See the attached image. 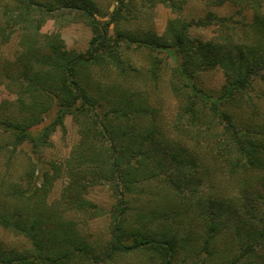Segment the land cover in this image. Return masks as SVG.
I'll return each mask as SVG.
<instances>
[{
	"label": "trees",
	"instance_id": "1",
	"mask_svg": "<svg viewBox=\"0 0 264 264\" xmlns=\"http://www.w3.org/2000/svg\"><path fill=\"white\" fill-rule=\"evenodd\" d=\"M199 1L230 3L236 12L188 21L181 17L187 0H115L112 11L96 0H0L1 42L17 35L21 49L0 70L18 96L0 104V227L27 241L22 248L0 243V264H264V115L251 95L254 81L264 82V0ZM157 3L178 14L163 34L126 29L128 14ZM56 17L90 28L87 51L67 49L59 31H42ZM209 26L211 38L191 36ZM136 50L147 53L153 83L173 60L179 109L170 132L134 84L140 70L129 54ZM213 70L225 78L217 95L198 81ZM245 108L252 113L239 118ZM67 116L78 122L79 140L63 164L39 169L33 155L52 145ZM21 154L28 163L14 179L8 169ZM62 176L70 190L51 201ZM218 179L234 182L233 198ZM98 189L110 194L109 210L92 198ZM104 216L107 238L83 231Z\"/></svg>",
	"mask_w": 264,
	"mask_h": 264
},
{
	"label": "rangeland",
	"instance_id": "2",
	"mask_svg": "<svg viewBox=\"0 0 264 264\" xmlns=\"http://www.w3.org/2000/svg\"><path fill=\"white\" fill-rule=\"evenodd\" d=\"M99 8L102 11H112L116 6L115 0H96ZM209 11H213L220 16H229L236 12V8L230 4L221 6L207 5L205 2L199 0H187L184 8L181 11V17L190 21L192 19L199 20L203 18ZM178 14L174 13L168 6L157 3L154 7L137 9L136 11L128 14L129 21L124 25L126 29L133 31L155 30L160 35L166 30L167 24L170 19L177 17ZM252 13L246 12V18L249 21ZM122 27V26H121ZM213 26L209 27H194L191 30V36L200 37L207 40L213 36ZM117 26L113 24L109 30V37L114 40ZM42 31L51 34L59 31L64 39V46L67 49H75L80 52H85L89 48V42L92 38L90 28L83 22L74 20L62 21L60 18H53L47 21ZM131 49L138 48L135 45ZM19 37L14 35L10 42L3 44L0 39V70L2 66L8 61L13 60L20 52ZM130 62L134 67L139 68L141 74L137 73L134 78V84L141 89H145L150 95L151 102L160 109V125L162 129L170 132L171 126L177 115L179 109V101L174 96L171 90V65L173 64L172 58H167L164 62L160 79L157 83H153L146 75L147 67L149 66V58L145 51H132L130 54ZM199 84L205 90L217 95L224 83L225 78L220 70L207 71L199 74ZM251 95L255 102V109L261 115H264V82L256 79L253 84ZM18 96L11 93L4 78L0 75V104L4 101H17ZM13 106L7 110V114L13 111ZM252 113L251 108H245L237 111L239 118H248ZM56 115V110L48 113L44 122L33 130V133H38L44 126L49 124ZM172 137H175L172 135ZM79 140V124L71 116L65 119V129H58L51 137L52 145L46 148L37 156L33 155V160L37 162L39 169H48L51 163L63 164L70 154L71 149ZM195 141L187 140L186 145L194 146ZM29 147L24 150L29 154ZM28 163L27 154H21L18 160H15L14 165L8 169L12 173L13 178L18 177V174L24 171ZM5 161L0 158V176L5 174ZM218 183L223 187V193L228 197L233 198L236 192L234 182L226 181L225 179H218ZM70 190V182L66 176H62L57 180L50 195V200L53 201L62 195H65ZM92 198L98 201L102 206L109 210L111 199L110 194L106 190L98 189L93 192ZM82 225V224H81ZM110 225V219L107 216L96 218L83 226V231L87 234L91 233L100 238H107ZM0 243L9 247L22 248L27 245V241L20 236H16L11 231L0 227ZM135 258H128L120 264H132Z\"/></svg>",
	"mask_w": 264,
	"mask_h": 264
}]
</instances>
